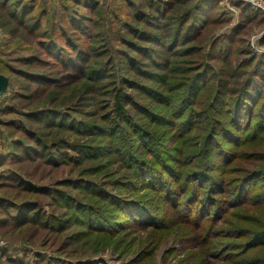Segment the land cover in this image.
<instances>
[{
  "label": "rangeland",
  "instance_id": "374dc122",
  "mask_svg": "<svg viewBox=\"0 0 264 264\" xmlns=\"http://www.w3.org/2000/svg\"><path fill=\"white\" fill-rule=\"evenodd\" d=\"M0 76V264H264V0H0Z\"/></svg>",
  "mask_w": 264,
  "mask_h": 264
},
{
  "label": "trees",
  "instance_id": "16d2710c",
  "mask_svg": "<svg viewBox=\"0 0 264 264\" xmlns=\"http://www.w3.org/2000/svg\"><path fill=\"white\" fill-rule=\"evenodd\" d=\"M206 5V4H205ZM20 11H21V13L22 14H26L27 13V11H28V7H26V6H23L21 9H20ZM29 12V11H28ZM26 18V16L24 17V19ZM196 32V26L195 25H192L191 27H190V29H189V31L186 33V36L188 37V34H194ZM160 39V38H159ZM163 40L162 39H160L159 40V42L160 43H163L162 42ZM222 57L224 56V53L221 55ZM224 83V88H226V82H223ZM190 86H192V85H190ZM192 87H194L193 89H188L189 90V92L187 93V101L186 102H188V101H192V99H191V97L193 98V97H196V95H197V93L199 92L198 90H199V87L197 88L196 86H192ZM253 90H252V92L248 95V91H247V93H246V95L242 98V100L243 99H245V100H251V103H253L252 105H253V108H251V107H248V106H246V108L244 109L245 110V112H246V118L248 119L250 116L252 117V115H253V113L255 112V109H256V107H257V103H258V100H260V98H261V89H262V87H260V86H258V85H255V87H253L252 88ZM249 90V89H248ZM240 91H241V89H240ZM243 91H244V89H242V93H243ZM223 93L224 94H226V92L223 90ZM160 96L162 97L161 99H163V100H174V99H172V98H169L168 99V97H167V95H165V94H160ZM167 97V98H166ZM184 100V99H183ZM235 105H236V107H238L239 106V104H238V102L236 101V103H235ZM241 113V112H240ZM54 115V114H53ZM52 115V116H53ZM48 117H50V116H48ZM62 117V116H61ZM190 117V116H189ZM188 119H190V118H188ZM250 119V118H249ZM63 120H64V118H63ZM253 120V117L251 118V121ZM242 121V120H241ZM250 121V120H249ZM85 150V153L89 156L90 155V153L91 152H93V153H95V151L96 150H91V149H84ZM172 172L174 173V175H176V176H178L177 175V171H173L172 170ZM119 202L120 201H118V204H119ZM121 206V205H120ZM137 208H136V210H137V212H139L140 214H141V217L143 216V214L145 215L146 213H147V209H145V208H143L142 206H140V204L138 205V204H136L135 205ZM27 209H29V210H31V208H24V210L26 211ZM144 212V213H143ZM25 216H28L27 214L25 215ZM128 215H124L119 221H116V223L117 222H120V221H122V220H124V219H126V218H130V216H128ZM89 218H92L91 216H89ZM88 218V219H89Z\"/></svg>",
  "mask_w": 264,
  "mask_h": 264
},
{
  "label": "water",
  "instance_id": "95a60500",
  "mask_svg": "<svg viewBox=\"0 0 264 264\" xmlns=\"http://www.w3.org/2000/svg\"><path fill=\"white\" fill-rule=\"evenodd\" d=\"M2 79L5 80V78H4L3 76H0V91H1V92H3V91L5 90L4 87H5V84H6V82H5L4 86L1 88V83H2L1 80H2ZM2 89H3V90H2Z\"/></svg>",
  "mask_w": 264,
  "mask_h": 264
},
{
  "label": "bare ground",
  "instance_id": "6f19581e",
  "mask_svg": "<svg viewBox=\"0 0 264 264\" xmlns=\"http://www.w3.org/2000/svg\"><path fill=\"white\" fill-rule=\"evenodd\" d=\"M1 82H2L1 83V88H2L4 86V84H5V80L2 79Z\"/></svg>",
  "mask_w": 264,
  "mask_h": 264
}]
</instances>
